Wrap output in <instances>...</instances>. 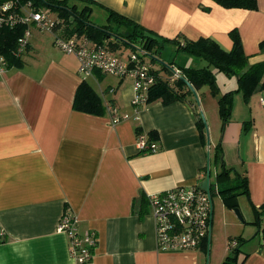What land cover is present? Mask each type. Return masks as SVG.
Wrapping results in <instances>:
<instances>
[{"label": "crops", "instance_id": "0c3cea01", "mask_svg": "<svg viewBox=\"0 0 264 264\" xmlns=\"http://www.w3.org/2000/svg\"><path fill=\"white\" fill-rule=\"evenodd\" d=\"M94 1L93 22L97 12L108 23L111 9L158 40L211 38L225 50L232 45L230 30L236 29L249 64L264 60V0H257L256 9L225 8L213 0ZM103 45L118 54L128 46L106 40ZM183 58L180 64L167 62L168 69L152 60L153 69L168 79L172 66L207 65L197 57ZM78 65L74 54L54 44L52 33L33 28L21 65H10L0 77V264H79L67 235L58 230L64 212L76 215L79 233L96 234L93 256L85 264H205L199 249H157L149 206L142 217L138 208L141 193L200 183L217 143L225 165L235 171L231 176H245L248 196H236L243 221L222 202L214 213L212 203L209 264H219L229 251L223 238L230 234L244 240L237 264H264V215L256 225L253 210L264 203V89L249 97L233 92L224 123L208 85L195 90L198 106L190 92L183 101L153 100L136 113L130 78L100 72L84 77ZM83 78L105 107L112 104L129 117L112 123L107 109L99 115L75 109V90ZM215 80L218 94L237 86L236 76L222 71ZM201 113L212 136L208 143L197 128ZM149 131L157 133L158 149L140 152L137 136Z\"/></svg>", "mask_w": 264, "mask_h": 264}, {"label": "trees", "instance_id": "16d2710c", "mask_svg": "<svg viewBox=\"0 0 264 264\" xmlns=\"http://www.w3.org/2000/svg\"><path fill=\"white\" fill-rule=\"evenodd\" d=\"M8 1H11L16 8L26 4V2H31L32 6L37 9L48 8L61 20L59 23L60 29L62 28L61 31L66 36H84L95 45H101L106 40L109 44L123 43L130 46L136 40L142 47L151 49L156 54L164 43L169 42L182 48L191 55L206 61L207 65L203 67L180 66L178 69L181 75L171 82H169V78L165 79L157 75L156 82L150 87L148 92V103L156 99H161L163 103H169L175 100L183 101L184 97L191 92L183 80L185 78L195 90H198L203 85L209 86L210 93L217 96L218 113L224 123L230 115L233 92L241 91L243 96L249 97L256 89H264V60L249 64L248 55L243 51L241 40L236 29L230 30L229 35L232 40V45L229 50H225L211 38H199L197 40L183 38L180 42L177 36L172 39L161 38L158 40L154 34L147 31L137 22L111 9H107L108 23L96 24L89 19L91 6L95 4L94 0H79L82 2L80 6L75 0H0V9ZM213 1L225 8H257V0ZM111 22L114 23L113 27L110 24ZM120 27H124L125 30L118 31ZM24 28V25H16L12 28L3 27L0 29V52L7 58L9 65H21V58L13 56L12 50ZM262 44L264 43L261 42V47ZM172 63L169 62L170 65ZM164 68L168 69L166 66L161 65V69ZM219 71L236 76L237 86L235 89L218 94L215 73ZM73 107L79 111L96 115L103 114L106 110L99 95L84 78L76 87ZM196 123L204 142V123L201 118H198ZM147 136L149 140L157 143L158 135L155 131H149ZM219 147L220 143H217L212 155V162L216 166V170L215 180L211 184L210 193H217L221 197L224 205L228 209H233L236 207L237 195L246 194L248 196L247 181L243 175L239 178L231 176L234 169L225 165ZM213 183L216 184V188H214ZM147 208L148 197L144 193H141L138 208L139 217L144 215ZM253 210L256 215L255 224L259 225L261 216L264 215V203H262L259 209L253 207ZM234 240H236L237 244L231 246L232 239L229 240V251L221 264H237L239 245L244 240L242 236H238V239L236 238ZM207 249L208 237H205L199 250L206 254Z\"/></svg>", "mask_w": 264, "mask_h": 264}, {"label": "built area", "instance_id": "2783aa9c", "mask_svg": "<svg viewBox=\"0 0 264 264\" xmlns=\"http://www.w3.org/2000/svg\"><path fill=\"white\" fill-rule=\"evenodd\" d=\"M61 20L56 14L45 8H35L31 2L16 8L11 1L5 2L0 9V29L24 25L22 34L17 38L12 55L21 58L28 46L32 29L40 32H50L54 44L63 52L72 53L78 58V71L84 76L95 72L110 74L120 78L128 77L132 81V105L139 109L145 107L150 87L156 82L157 75L153 69L152 57L155 55L146 47H131V51L123 58L118 53L110 51L105 45H95L85 37L77 35L66 36L60 29ZM156 56V55H155ZM154 61V60H153ZM7 58L0 52V77L9 68ZM173 80L181 75L178 68L171 67ZM264 104V97L260 98ZM109 118L112 123L127 119V113H118L112 104H107ZM136 117V115H135ZM137 147L143 153H153L158 145L149 140L147 134L139 133ZM205 177V174H204ZM212 181L209 178V188ZM214 188L216 184L213 183ZM211 192V191H210ZM211 195V193H210ZM150 214L154 220L157 249L161 251L198 250L210 227L212 209L211 196L198 184L178 185L163 191L151 193L148 196ZM77 217L70 212H64L58 223V230L68 238L69 251L79 264L89 262L93 256L97 242L93 230L79 233L76 229ZM237 244L236 240L231 246Z\"/></svg>", "mask_w": 264, "mask_h": 264}, {"label": "rangeland", "instance_id": "374dc122", "mask_svg": "<svg viewBox=\"0 0 264 264\" xmlns=\"http://www.w3.org/2000/svg\"><path fill=\"white\" fill-rule=\"evenodd\" d=\"M98 13L97 12H94V14H93V18H94V20H96V21H98V22H95L96 24H107L105 21H103L102 20V17L101 16H98ZM93 20V19H92ZM101 21H103V23H101ZM114 24V23H113ZM112 27H113V25H111ZM115 29H117V28H115ZM124 30V27H121V28H119L118 29V31H123ZM129 46V45H128ZM123 47V50H121L120 51V53H119V55H121L123 58H125L126 57V55L131 51V47H139L140 46V43L138 42V41H133V43H131V45L129 46V47ZM156 55V54H155ZM191 56V58L193 59V57L194 58H196V56H194V55H191L190 53H188V52H184V51H182V50H177L176 49V46L174 45V44H172V43H169V42H166L158 51H157V57H159L161 60H163L164 62H175L176 64H180V63H183V62H181V61H184L185 60V58H183L184 56ZM198 59V58H197ZM196 59V60H197ZM198 60H200V59H198ZM153 64H155L154 62H152ZM158 64V63H157ZM156 65V64H155ZM154 65V66H155ZM89 78H92V77H88V79ZM92 81V80H91ZM92 83H94L93 81H92ZM197 96V97H196ZM198 98V95H194L193 93H192V96H191V99H192V101H193V104H195L196 106H198V103H199V98ZM203 115V117H204V120H205V124H206V126H207V130H208V135H209V142L211 141V139H212V136H211V132H210V129H209V126H208V120H207V118H206V115L203 113L202 114ZM210 115V114H209ZM201 116V115H200ZM208 118H209V116H207ZM205 137H206V143H207V136H206V134H205ZM210 179L212 180V181H214L215 180V170H216V168H215V165H214V163L211 161V165H210ZM211 196V202L213 203V210H214V213H216V211H217V205H219L220 203L219 202H222L221 204H222V206H223V208H226V209H228V207H226L225 205H224V203H223V201H222V199H221V197L217 194V193H215V192H212V194L210 195ZM235 208H237V207H235ZM239 209V208H238ZM233 211V214H235V216H236V218H237V220L238 221H243V220H241L240 218H238V216L236 215V213L234 212V208L232 209ZM238 239V235H236V234H230L229 236H225L223 239H227V245L229 246V243H230V241L229 240H231L232 239V241L234 240V239ZM214 240H215V237H214ZM210 242V241H209ZM243 243V242H242ZM211 243H209V245H208V255H207V253L206 254H204L203 252H202V254H203V256H204V259H205V264L207 263V264H209L210 263V261H209V258H211ZM228 254V252L225 254V256L222 258V260L219 262V264H221V262L224 260V258L226 257V255Z\"/></svg>", "mask_w": 264, "mask_h": 264}, {"label": "water", "instance_id": "95a60500", "mask_svg": "<svg viewBox=\"0 0 264 264\" xmlns=\"http://www.w3.org/2000/svg\"><path fill=\"white\" fill-rule=\"evenodd\" d=\"M150 57H152V59L155 62H157V63H159V64H161L163 66L170 67V65L168 63L164 62L159 57H157L155 55H152V54L150 55ZM183 80L187 84V86L190 88L191 92L194 95H196V91L192 87V85L189 83V81L186 80L185 78H183ZM200 115H201L202 121L204 123V131H205V134L207 136V143H208L209 142V135H208L207 126L205 124V120H204V117H203L202 113ZM209 178H210V168H209V155H208L207 156V166H206L205 177H204V179L200 183H198V186L201 189L205 190L207 192V194L209 195V197H210ZM234 212L236 213V215L238 216V218H240L241 220L243 219L238 208H234ZM211 217H212V209H211V214H210V222H211ZM210 229H211V226L209 227L208 236H207L208 237V245H209V239H210ZM207 255H208V249H207Z\"/></svg>", "mask_w": 264, "mask_h": 264}]
</instances>
